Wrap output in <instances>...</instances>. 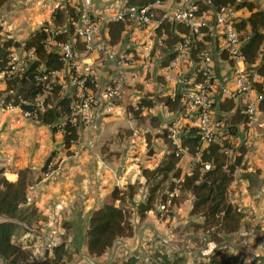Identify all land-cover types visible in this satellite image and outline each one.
<instances>
[{"label": "rangeland", "instance_id": "1", "mask_svg": "<svg viewBox=\"0 0 264 264\" xmlns=\"http://www.w3.org/2000/svg\"><path fill=\"white\" fill-rule=\"evenodd\" d=\"M93 2V10L101 12L98 13V20L102 21L104 26L106 20L109 18L110 11L115 12L117 8H121L126 4L125 0H94ZM201 3L203 4L200 5L201 10L207 7L203 1ZM66 7L71 8L73 20H77L79 13L72 6L70 0H7L0 7L1 36L14 38L22 43L20 47H14L20 57V68H27L36 60V55L26 50L23 45L30 33L42 25L47 24L50 27H57L67 23L69 19L62 22V18L60 17ZM203 28L207 27L205 26ZM211 33L212 39L208 40V43H205V48H203L204 51L209 53L210 60H205L202 52L198 53L195 59L191 57L190 60H183L181 63L182 73L176 76V79L179 77L182 81L178 84L175 82V86H173L172 82L165 80L162 75L161 78L158 75L160 74L158 72H161V70H157L158 68L161 69V63L165 62L171 52L174 51L175 55L177 54L178 45H174L173 47L169 46L159 35V44L156 41L158 45L151 56L154 57L157 67H154L153 71L150 68L147 69L145 80L138 81L137 86H131L125 81L123 75H119V79H123L124 90L135 87L137 91L129 94L125 91L121 96L110 101L104 100L103 104H101L103 109L108 108V106H112L113 109H107L109 111L105 116L108 119L104 121L110 122V124L106 126L103 135L101 134V138H105V142L102 141V143L96 145L98 153L100 152L102 154L103 157L101 158L105 157L107 161L114 162L113 164L120 171H122V165L126 162L122 156L124 154H130L128 156L129 158H139V160L137 159L139 168L136 167L134 172L126 175L122 173L119 176L118 173L116 176L114 175L115 177H111L109 181L101 175L102 172H98L101 187H98V183L94 184L102 195L106 193L110 196L109 193L115 187L113 186L114 183L125 191L126 199L123 205L130 212L131 221L135 226V235L132 238L120 239L124 244L132 248L135 247L137 244V234L143 225H150L141 233L140 243L138 249L135 251L137 253L135 254L132 250L127 249L124 244H120L115 250L110 249L101 257L91 256L88 250L84 251L87 239L83 235V226L81 223L78 227L70 230L72 226L69 222H66L64 226H66L67 231L65 233L58 232L56 231L57 229L55 231H47L41 226L43 223L39 221L43 217L37 211V215L31 220L30 224L24 222L19 223L21 227L16 231L14 237L17 242L23 244L32 253L31 264H37L39 258L44 253L46 247L45 235L51 238L49 247L50 258H53V247L56 244L61 242L66 243L68 255L65 257V264H92L86 258L81 257L82 254L90 256L96 263H103L113 255L107 264H125L124 261L131 256H136L137 261L141 264H152L153 262H157L156 252H162L167 258L173 260L174 264H210V258L216 251H221L219 256L224 255L230 261V264H264V261L253 260L248 255L249 252L264 255V213L259 215L254 208L246 209L247 222L240 232L225 236L223 242L219 244L210 241L207 244V248H205L206 239L203 230H196L194 227V223L202 222V218L198 215L190 214L194 196L190 190L183 189L182 187L184 175L193 171L198 156L193 157L187 150L182 151L180 155L175 153L179 158L180 177L175 176V171L167 174L164 172H154L147 176L143 173L144 168L155 170L172 153L176 152L177 144L171 137L174 132L177 134V137L183 138L192 129H198L194 125V117L186 110V106L181 99L178 100L174 110L166 105L165 100L167 98L175 97L173 95L174 90L177 87L188 88L194 86V84L188 82L193 81L192 83H194V81L198 82L202 80L203 69H209L208 73L216 79L219 84L217 92L220 87L223 88L226 86V74L230 75V73H233L236 75L234 65L222 61L224 58L223 55H226L227 59H229V56L224 50L222 51L221 41L215 40V37L219 36L216 28ZM245 35V31L241 30V38ZM77 47L81 48L82 45L77 44ZM124 48H127L125 52L116 50L119 55L118 60L115 62L108 60L98 61V66L96 64L97 61L94 62L95 74H101L98 68L103 71L111 63L117 64L123 61L131 64L141 60V56L137 53L135 47V53L129 55L132 47H129L126 35L124 37ZM11 51H13V48ZM122 55L123 57H121ZM12 64L13 62L11 60L8 66H12ZM246 67L248 68V66ZM142 68L143 66L138 69L143 70ZM63 69L56 78L58 83L55 88L59 87L60 94L71 95L76 100V93L79 86L73 79L69 66L66 64ZM224 70L226 71L225 75L222 72ZM249 74L255 78L252 81L253 88H255L254 83L256 82L257 76L253 75L254 72L251 68H248ZM12 76L13 74L10 71L0 73V167L5 168V176L9 180L16 181L18 175L10 173L17 174V170L21 167L16 162H20L25 157L27 158L30 152H33L37 157L41 158H48L52 155V161L45 169L43 167L46 161L43 167L42 165L37 166L39 169L31 167L36 177L39 170L43 169L45 174L46 172L57 170V167L59 166L60 168V165L66 164L62 162V159H65L64 155L71 157L77 154L80 138L68 153L64 147L62 148V131L54 133L50 126L46 125L48 127L47 132L38 131L34 128L33 133H31L30 124L34 123L36 126L38 124L36 121L39 120L33 116L24 115L16 108H9V106H14L11 103L6 104L7 106L4 105L3 99L9 94H13V91H10L8 88V79L13 78ZM115 82H117V79L114 77L113 79H108L107 76H104V80L99 85L96 80V82L90 83V86L100 95V91H104L108 84H115ZM236 93V98L242 95V93ZM176 97L180 98L181 94L178 93ZM50 99H55L53 93L50 95ZM147 101L153 102V106H141V102ZM244 109H246L245 103L242 104L240 110ZM213 110L214 122L218 123L220 131L222 132L220 136H222V144L226 149L225 153L231 160L235 153H237L236 151H238L237 148L239 145L245 144L247 147L248 145L245 143L246 140L240 138V136L237 138L228 133L229 126L234 123V116L230 113L225 114L221 112L218 108V101H215ZM76 116L77 123L79 124V132L83 135L84 130L87 129L83 115L78 114ZM241 116L242 118L244 116L248 118L246 113H241ZM115 121L120 122L118 123V127L114 126L116 125ZM38 125L42 126L44 124L39 121ZM98 129L99 127L87 129L93 142L100 135V132L97 133L99 131ZM90 144L93 145L92 142ZM131 144L134 148L131 147ZM133 154L135 158L132 157ZM103 164H105L104 160ZM250 178L251 182L255 185H259L262 182L259 176H250ZM173 187L174 189H172ZM170 188L173 191H171L172 193L169 192ZM152 190L155 191L156 196L155 209L148 212L145 219L140 220L138 206L140 203L146 201L148 194ZM130 194H132V197H129ZM28 203L34 204L30 202V199ZM118 203L121 204L119 201ZM45 221L48 220L46 219ZM71 231L72 233L73 231L76 233V241L70 240V238L68 239L69 232ZM200 251H202V254L199 253ZM41 264H44L43 261Z\"/></svg>", "mask_w": 264, "mask_h": 264}, {"label": "trees", "instance_id": "2", "mask_svg": "<svg viewBox=\"0 0 264 264\" xmlns=\"http://www.w3.org/2000/svg\"><path fill=\"white\" fill-rule=\"evenodd\" d=\"M6 1L0 0V7ZM152 1L128 0L127 4L146 6ZM226 4H234L237 8H246L250 11L249 15L237 24L238 30L246 33L242 37V54L248 68L253 69V75L264 76V8H259L252 0L214 1L216 7ZM72 14L71 8L66 7L60 16L62 22L71 19ZM108 26L110 42L112 44L119 42L125 29V23L110 21ZM48 27L46 24L35 29L24 41L26 50L34 49L36 60L23 73L15 74L12 76L13 78L8 79V88L13 91V94H9L3 99L4 105L11 103L24 110L31 109L32 107L24 101H33L43 91L42 86L37 83L35 75L39 71L64 68L65 63L61 56L56 52L47 51L45 48ZM208 31L209 28H203V38L194 43L192 49L194 59L198 53L204 51L206 41L212 39V33ZM187 33H189V28L183 23L164 21L159 28V35H164L165 42L171 47L179 44L184 39L183 35ZM21 45L22 43L14 38L2 37L0 29V73H6L11 69V66H8L11 49ZM223 56L227 58L226 55ZM174 57L175 52L173 51L163 62L164 65H167ZM254 87L259 93L258 107L264 111V82L256 81ZM53 96L56 100H51L49 97L45 111L40 112L37 119L50 126L54 133L62 131L63 147L69 153L80 137L79 124L74 121L75 116L72 113V103L75 99L71 95L60 94L59 87L54 89ZM179 99L181 98L176 96L169 97L165 103L174 110ZM235 105L234 99L231 98L226 100L221 107L222 109H231ZM141 106L152 107L153 102H141ZM245 121L247 120L245 119ZM228 133L236 137L238 135L237 125H230ZM182 146L193 157L198 156L193 171L185 174L182 180L183 189L190 190L194 196L190 214L202 218V222H195L194 227L196 230H203L204 235L211 242L219 244L223 242L225 236L240 232L247 222L246 212L229 199V188L235 180L236 171L245 166L248 147L245 144L239 145L237 153L230 160L225 153L226 149L223 144L210 143L202 146L200 134L195 128L182 138ZM175 153H172L155 170L144 168V175L147 176L154 172L167 174L175 171V176L180 177L179 158ZM51 161L52 155L46 160L43 169ZM207 164L210 165L209 168L206 167ZM5 172V168L0 167V264H31L32 253L23 244L17 242L14 237L16 231L21 227L20 222L30 224L37 215V207L28 203L29 189L34 182L32 169L30 167L19 168L16 181L9 180L5 176ZM172 189L170 188V193L173 192ZM125 195L124 190L115 186L109 198L92 211L86 231V245L91 256L101 257L112 249L117 240L134 237L135 226L131 221L129 210L123 205L126 199ZM129 197H132V194ZM155 205L156 196L155 191L152 190L146 201L138 206L140 220L145 219L147 213L155 209ZM135 251L133 252L136 254ZM49 254L50 251L45 257L46 259L43 260L44 264H65V257L68 255L66 243L61 242L53 247V258H50ZM220 254L221 251H216L210 258V264H230V261L224 255L220 257ZM155 256L157 262L152 264H174V261L167 258L162 252H156ZM124 263L141 264L137 261L136 256L127 258Z\"/></svg>", "mask_w": 264, "mask_h": 264}, {"label": "built area", "instance_id": "3", "mask_svg": "<svg viewBox=\"0 0 264 264\" xmlns=\"http://www.w3.org/2000/svg\"><path fill=\"white\" fill-rule=\"evenodd\" d=\"M166 1L153 0L146 6H131L126 2L123 7L117 8L115 12L110 11L104 26L102 21L98 20V12L93 10V0H70L72 6L79 13L78 19L73 20L72 17L61 26H49L47 28L48 36L45 39V48L47 51L56 52L61 56L65 63L64 67L66 64L69 66L72 77L79 86L76 93L77 99L72 103L74 121L77 122L76 115L82 114L87 129L97 128L101 115L95 108L103 104L104 100L110 101L125 93L121 78L117 79L115 84H108L100 95L89 85L97 80L94 72V60L92 59L94 54H97L100 61L115 62L118 60L119 53L108 41V24L110 21H123L128 25L133 24L143 29L150 27L149 35L153 34L155 29L160 28L164 21L183 23L189 28V33L184 34V39L177 44V54L167 66V79H171V72L173 71L177 75L182 73V70H179L181 63L185 59H191L194 43L203 35V27L206 26L210 29L212 26H216L221 35L222 51L224 50L234 62L235 74L238 77L236 87L224 86L222 88L223 93L227 97L236 98V92L249 94L254 91L252 84L254 78L251 74L248 75L247 64L242 54L241 31L237 28V24L245 18L243 15L245 8H237L234 4L216 7L214 5L215 0H181L175 8L169 9L164 8ZM200 1L207 5L206 9H200L202 4ZM77 44H81L82 47L78 48ZM145 49L147 50L145 57L151 56L153 48L146 45ZM29 51L35 54L33 48ZM202 54L205 60H210L208 52L202 51ZM9 57L10 61L13 62L9 70L13 76L23 73L27 69L19 67L20 57L14 48ZM62 70L64 69L39 71L35 75V79L42 86L43 91L33 101H24L32 107L31 109L24 110L20 106H9V108H16L26 116L37 118L40 112L45 111L47 99L52 95L58 83L56 78ZM208 71L209 69H203L202 80L194 81V83L189 81L188 83L194 84V86L181 87L182 91H179L186 110L195 119L194 125L198 128L202 146L210 143L222 144V136H220L222 132L218 123L214 122L213 119V105L215 103L213 92L217 91L219 84ZM181 81V78L178 77L176 83H181ZM179 92L176 90L174 95L176 96ZM108 109H112V106H108ZM257 109L256 103L250 102L246 108V113L253 117ZM171 137L177 144L176 154L180 155L184 151L182 137H177L175 132ZM206 166L210 167L209 164Z\"/></svg>", "mask_w": 264, "mask_h": 264}, {"label": "crops", "instance_id": "4", "mask_svg": "<svg viewBox=\"0 0 264 264\" xmlns=\"http://www.w3.org/2000/svg\"><path fill=\"white\" fill-rule=\"evenodd\" d=\"M126 1L127 0H125V2ZM180 1L181 0H167L164 8L173 9L178 5ZM252 1L259 8H264V0ZM97 12L101 13L100 11ZM249 13L250 11L245 8L243 12L244 17L246 18ZM215 28L219 34V36L215 37V40L221 41L222 44L219 29L216 26H212L209 31L211 32ZM148 30H150V27L143 29L135 25H128L127 23H125V29L122 32V37L119 42L115 44H112L110 42V33L108 30V41L115 48V50L123 52L127 50V48H124V37L126 35L129 47H132L129 55H133L135 53V47L137 49V53L141 56V60H138L137 62H133L131 64L126 62L117 64L111 63V65H107V67L103 71L102 69L98 68V70H100L101 72V74L96 75L98 85L104 80V76H107L108 79H113V77L115 79H119V75H123L127 83H129L131 86H137L138 81L145 80L148 68L153 71L154 67H157L154 57L151 56L153 54V51L159 44V28L155 29V32L151 35H149ZM160 36L165 39L164 35ZM202 38L203 37L201 36L199 40H201ZM156 41L158 42V44ZM207 43L208 42L206 41V44ZM146 45H149L153 48L151 56L149 57H145L147 54V50L145 49ZM92 59L94 60V62L97 61L96 64L98 66V61L100 60L98 59L97 54H94ZM228 60L230 61L231 59H227L225 57L222 59V61L234 65V62L232 60L231 62H229ZM141 66H143V70L138 69ZM167 66L168 65H164L163 63H161V69L158 68L157 70H161V72H158L160 73L158 75H160L161 78L163 76L165 80L172 82L173 86H175V82L177 81V73L174 71L171 72V79H167ZM179 70H181V67ZM222 72L223 75L226 74L225 70ZM256 76L257 82H261L264 80V76ZM237 78L238 77L233 73H230V75L226 74V86L230 88L236 87ZM176 90L177 92H181L182 88L180 87L178 89L177 87V89L174 90V93L176 92ZM256 90L257 89L254 88V91L252 93L242 94L237 98H233L236 105L231 109H222L221 107L226 100L231 99L223 93L222 87H220L218 92H213V95H215V101H218V108L221 110V112L225 114L230 113L234 116L233 124H236L238 127V135L236 137L238 138V136H240V138L246 140L245 143L248 145V152L245 156V166L239 168L236 171L235 180L229 188V199L234 204L238 205L244 212L247 211L246 209L254 208V210L260 215L264 213V111L260 110L258 107L255 115L253 117H250L249 114L246 113V109L240 110L243 103H245L246 108L248 106V103L250 102H254L258 106L259 97L257 93L258 91ZM125 91L128 94L135 93L137 91V88L132 87ZM100 93H103V91H100ZM95 109L98 110L101 115L98 121L99 131L97 133L100 132L99 137L97 139L95 138V141L93 142V140L91 139L92 137L88 133L89 131L87 129L84 130L83 135L81 134V132H79L80 140L78 142V152L76 155L71 157L63 154L65 159H62V162H65L66 164L60 165V168L58 166L57 170L46 172L44 174V170L42 169V167L45 161L48 159L46 157H37L33 152H30L27 158L25 157L20 162H16L21 168L32 167L34 169H39L37 166L42 165V170H39V173L36 177L34 176L32 170V176L35 182H33V185L30 188L29 199L30 202L34 203V205L37 207L39 215L43 217V219H40L39 222L43 223V225L41 226H43L44 230L55 231L57 229L56 231L65 233L67 231L66 226H64L66 222H69L71 224L72 228H70V230L78 227L81 223V225L83 226V235L86 237L88 221L92 211L99 207L103 202H105L109 196L106 193L102 195L99 192V189H97L96 185L94 184L98 183V187H101L98 172H102L101 175H103L104 178L109 181L111 177H115L118 173L119 176L122 175V173L126 175L134 172L136 170V167L139 168L137 162V159L139 160V158H135L134 154L132 155V157H134L135 159L129 158L128 156L130 154H124L122 156L123 160H126L125 164L122 165V171H120L119 168L117 169V167L113 164L114 162L107 161L105 157L101 158L103 156L100 152L98 153L96 145L98 143H102V141L105 142V138H101V134L103 135V132L106 130V126L110 124V122L104 121L108 119V117H106L105 115L108 114L107 112L109 110H107L108 108L103 109L102 105ZM241 113H246L248 118L246 116L242 118ZM240 119H242V121H240ZM245 119L247 121H245ZM39 121L36 122L39 124ZM118 123L120 122L117 121L116 125L114 126L118 127ZM38 124L36 126L34 125V123L30 124L31 133H33L34 128H36L38 131H48V127L46 126V124L43 123L44 125L42 126ZM90 142H92L93 145H91ZM131 147L134 148L132 144ZM103 160L105 161V164H103ZM10 174L18 175V173ZM250 176H259L262 182L259 185H255L251 182ZM113 186H116V183H114ZM46 219L48 221H45ZM69 238L70 240L76 241V233L74 231L73 233L72 231L69 232L68 239ZM86 247L84 248V251L87 250Z\"/></svg>", "mask_w": 264, "mask_h": 264}, {"label": "water", "instance_id": "5", "mask_svg": "<svg viewBox=\"0 0 264 264\" xmlns=\"http://www.w3.org/2000/svg\"><path fill=\"white\" fill-rule=\"evenodd\" d=\"M148 226H150V225H149V224H144L143 227L141 228L140 232L137 234V244H136L135 247L132 248L131 246H129V245H127V244H124L121 240H117V241L114 243L112 249L115 250V249L117 248L118 245H120V244H124L125 247H126L127 249L132 250V251H135V250L138 248V246H139V243H140V236H141L142 231H143L146 227H148ZM157 234H158V233H157ZM158 235H159V234H158ZM197 236H198V235H197ZM204 237H205V239H206V245H205V248H207V244L210 243V240H209V238H208L206 235H204ZM44 240H45L46 247H45V249H44V253H43V255L39 258L37 264H41L42 261L45 259V257L48 255V252H49V247H50L51 238H50L48 235H45V236H44ZM164 241H165V239H164ZM199 253L202 254V251H200ZM248 255H249L253 260L264 261V255H257V254H255L254 252H249ZM81 257L86 258V259H87L88 261H90L92 264H107V263L112 259L113 255H111V256H110L105 262H103V263H96V262H94L93 259H92L90 256L86 255V254H82ZM71 264H75V263H71Z\"/></svg>", "mask_w": 264, "mask_h": 264}]
</instances>
